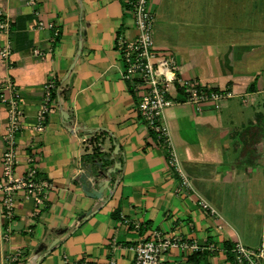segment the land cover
Wrapping results in <instances>:
<instances>
[{"label": "crops", "instance_id": "crops-1", "mask_svg": "<svg viewBox=\"0 0 264 264\" xmlns=\"http://www.w3.org/2000/svg\"><path fill=\"white\" fill-rule=\"evenodd\" d=\"M33 2L0 0L10 25L0 29V48L11 47L10 65L0 57V90L10 76L20 97L16 174L33 165L50 188L39 207L18 195L11 219L3 215L0 192V264H35L41 256L37 264H65L64 256L67 264H132V247L153 229L202 248L171 247L162 264H236L234 242L258 247L264 236V0L149 2L154 47L174 54L184 78L232 93L218 107L170 93L174 102L163 121L191 188L181 185L179 171L138 116V97L122 76L115 40L135 36L126 4ZM49 80L64 92L50 98L38 131ZM5 126L0 102V154ZM114 144L119 165H111L110 177L99 168L91 172L95 188L98 181L106 185L100 197L89 196L80 177L89 166L83 156L96 145L108 153ZM199 198L216 213L203 210Z\"/></svg>", "mask_w": 264, "mask_h": 264}, {"label": "built area", "instance_id": "built-area-1", "mask_svg": "<svg viewBox=\"0 0 264 264\" xmlns=\"http://www.w3.org/2000/svg\"><path fill=\"white\" fill-rule=\"evenodd\" d=\"M133 16L135 36L131 39L118 35L115 45L123 63L122 76L128 80L138 101L135 110L141 120L162 144L166 153L167 163L178 170L177 155L169 136V129L163 121L165 108L174 100L171 91L179 92L182 100L199 106L204 101H212L215 107L219 102L232 95L230 89L214 90L205 88L194 79L184 78L173 53L158 51L153 42L154 14L149 9L148 0H122ZM33 4V0H29ZM9 22L0 12V29L8 30ZM39 53V52H37ZM11 47L6 44L0 48V57L10 65ZM53 80L44 85L43 104L37 113L35 129L44 128V119L49 110L50 90ZM20 97L10 76H6L0 90V102L6 107V126L3 133V150L0 154V192L3 215L7 219L14 217V204L18 195L30 199L35 207L44 204L50 182L38 177L33 165L16 174L17 134L22 128ZM31 161V156L28 157ZM181 185L191 188L188 177L180 170ZM200 207L210 214L216 213L204 199L199 198ZM190 248L192 251L202 249L196 242H188L178 237L166 236L160 230L153 229L149 237L138 241L133 247L132 264H162L163 254L171 247ZM212 249L213 245L208 244ZM231 252L236 264H260L264 258V236L256 248L246 247L239 241L233 243ZM13 259H16L14 256ZM67 264V258L64 256Z\"/></svg>", "mask_w": 264, "mask_h": 264}, {"label": "trees", "instance_id": "trees-1", "mask_svg": "<svg viewBox=\"0 0 264 264\" xmlns=\"http://www.w3.org/2000/svg\"><path fill=\"white\" fill-rule=\"evenodd\" d=\"M213 89L214 90H225V89H228V87L222 88V89H219V88H213ZM63 92H64L63 89H58L57 88V84H55V81H54V86L50 90V98H52L55 95L62 94ZM102 131H104V130H102ZM115 146L116 145L114 144L112 146V149L108 153H104V152H101L99 150V147L96 145V146L93 147V150H92L91 153L84 155L83 156L84 163L86 164L89 161V166H88V169H87L88 171L87 172H89V174H91L92 171H94L97 168H99L103 172V174L105 176L110 177L111 168L114 169L115 167H117V165H119L118 158L115 156L117 154V152H118L117 148ZM111 165H112V167H111ZM92 213H93V210L88 211L83 216L82 220L86 219V217H88ZM54 245L55 244H52L49 247V250H51L54 247ZM231 254H232V252H231ZM232 257H233V254H232ZM40 258H38V260H37V262H35V264L38 263ZM233 259H234V257H233ZM22 264H26V263H22Z\"/></svg>", "mask_w": 264, "mask_h": 264}, {"label": "water", "instance_id": "water-1", "mask_svg": "<svg viewBox=\"0 0 264 264\" xmlns=\"http://www.w3.org/2000/svg\"><path fill=\"white\" fill-rule=\"evenodd\" d=\"M89 172H82L80 177L82 180V188L89 196L100 197L103 187L106 185L104 181L97 182V188L93 186V177L89 178Z\"/></svg>", "mask_w": 264, "mask_h": 264}, {"label": "rangeland", "instance_id": "rangeland-1", "mask_svg": "<svg viewBox=\"0 0 264 264\" xmlns=\"http://www.w3.org/2000/svg\"><path fill=\"white\" fill-rule=\"evenodd\" d=\"M149 2H150V0H148V6H149Z\"/></svg>", "mask_w": 264, "mask_h": 264}]
</instances>
